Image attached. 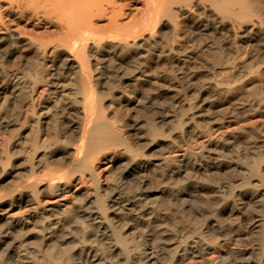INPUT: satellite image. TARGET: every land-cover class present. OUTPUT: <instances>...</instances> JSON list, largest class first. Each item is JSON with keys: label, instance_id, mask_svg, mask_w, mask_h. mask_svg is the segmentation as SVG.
Wrapping results in <instances>:
<instances>
[{"label": "bare ground", "instance_id": "1", "mask_svg": "<svg viewBox=\"0 0 264 264\" xmlns=\"http://www.w3.org/2000/svg\"><path fill=\"white\" fill-rule=\"evenodd\" d=\"M0 264H264V0H0Z\"/></svg>", "mask_w": 264, "mask_h": 264}, {"label": "rangeland", "instance_id": "2", "mask_svg": "<svg viewBox=\"0 0 264 264\" xmlns=\"http://www.w3.org/2000/svg\"><path fill=\"white\" fill-rule=\"evenodd\" d=\"M148 88H149V89H148ZM146 89L149 91V90H151V87H150V86H147ZM237 99H239V97H238ZM222 108H225V107L219 106V110H221ZM223 111H224V109L221 110V112H223ZM125 113H126V112H124L123 115H124ZM124 116H125V115H124ZM153 183H154V184H153ZM153 183H151V184H153V185H155V186L150 185V186H151V189H152V190H153V189H154V190H155V189L157 190V188L160 187L158 190L161 191L162 188L164 187L162 184H164V183H166V182L163 181V182L159 183V184H160L159 187H158L159 184H158L157 182H154V181H153ZM157 184H158V185H157ZM156 185H157V186H156ZM151 204H152V205H153V204H154V205L159 204L158 207L161 205V203L158 202V200H157L156 202H154V203L152 202ZM154 205H153V206H154ZM156 207H157V206H156ZM71 217H72V216H71ZM71 217H70V216L68 217V218H70L68 221H69L70 223H72L73 225L70 226V223H69V222H68V225H66V226H69V228H70V227L72 228V227L74 226L73 221H74L75 219L73 220V218L71 219ZM169 218H170V217H169ZM70 220H71V221H70ZM172 220H175V219H172ZM178 220H180V219H178ZM178 220H175V221H177V223H178ZM74 222H75V221H74ZM179 222H180V223H178L177 228H176L177 231H176V229H175V230H170V231H173L172 233H174V234H169L170 231L167 232V234H168V236H169V237H167V235L165 236L167 241H171V242H173V240L176 239V237H174V236H177V235H175L176 233L179 234L180 232H183V233H184V232L186 231V230H184V229H186V225H185V223L181 224L182 221H179ZM124 224H125V223H124ZM124 224H123V225H124ZM181 225H182V229H181ZM184 227H185V228H184ZM69 228H67V229H69ZM183 228H184V229H183ZM72 229H73V228H72ZM178 230H180V231H178ZM182 230H184V231H182ZM69 231H70V232H69ZM69 231H68L69 233L67 232V230H66V231H63V230H62V232L60 231V234H63L64 239L66 238L65 235L68 234L67 237H70L71 233L74 234V235L72 234L73 236H71L70 238H67L65 241H64V239L62 238L63 236H62V235H59V233H57V236H59L58 238H60V240H58L57 243H56V240H52V242L54 243V245L57 244V245H56V248L58 247L57 250L62 246V247H61L62 250H61V249L58 250V251L56 250L58 253L60 252V253H59L60 255L63 254V255H61V258H62V259H64V257L67 256V255L73 256V259H76L77 257H74V256H75V251H76V250H75L76 248H75L74 246L77 247L78 244L81 245L80 240H79L78 237H77V234H76V236H75V232H73V230H72V231L69 230ZM134 231H135V229H134V230H130L129 232L133 234ZM174 231H176V232H174ZM32 232H33V233H31V231H29V233L26 235V237H27L28 239L26 240L25 244H26V243L29 244L30 241L32 242V241L34 240L35 236L37 235V234L35 233V231H32ZM63 232H64V233H63ZM66 232H67V233H66ZM30 233H31V234H30ZM170 233H171V232H170ZM32 234H33V235H32ZM69 234H70V235H69ZM170 235H172L171 238H170ZM57 236H56V237H57ZM36 237H37V236H36ZM56 237H54V239H55ZM75 237H77V238H75ZM58 238H56V239H58ZM61 238L63 239V243H62V239H61ZM73 238H74L75 241H72ZM167 238H168V239H167ZM169 238H170V239H169ZM71 239H72V240H71ZM76 240H77V241H76ZM71 242H72V243H71ZM78 242H79V243H78ZM60 243H61V244H60ZM70 243H71V244H70ZM74 243H75V244H74ZM77 243H78V244H77ZM58 244H59V245H58ZM64 244H65V245H64ZM66 244H67V245H66ZM80 245H79V247H80ZM59 246H60V247H59ZM63 246H64V247L66 246L67 248H66V249L64 248V250H63ZM70 246H71L72 248H71ZM30 247H31V246H30ZM79 247H78V248H79ZM68 248H69V249H68ZM78 248H77V249H78ZM71 250H72L73 253L71 252ZM61 251H62V252L64 251V253H61ZM65 251H66V252H65ZM67 251H68V252H67ZM69 251H70V252H69ZM66 253H67V255H66ZM68 253H69V254H68ZM71 254H72V255H71ZM70 256H68V257H70Z\"/></svg>", "mask_w": 264, "mask_h": 264}]
</instances>
